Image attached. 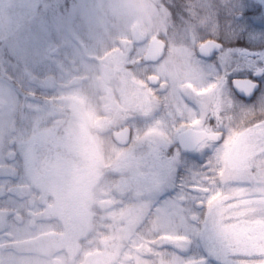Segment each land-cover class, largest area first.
<instances>
[{
  "label": "rangeland",
  "instance_id": "1",
  "mask_svg": "<svg viewBox=\"0 0 264 264\" xmlns=\"http://www.w3.org/2000/svg\"><path fill=\"white\" fill-rule=\"evenodd\" d=\"M171 3L0 0V170L8 164L11 175L20 177L14 171L19 170L17 142L46 132L73 142L87 164L84 171L98 176L91 179L90 197L108 185L99 176L102 167L109 168L111 181L112 173L134 178V202L108 206L97 216L96 225L104 228L99 239L110 252L89 255L83 264H225L207 209L185 191L206 162L211 168L205 179L210 185L215 181L220 193L221 222L241 248L264 247V95L257 91L250 101L231 100L226 84L222 95L212 82L230 52H241L226 44L240 41L264 51V0H184L190 19L202 27L199 32L178 29ZM201 32L222 38L225 50L214 61L196 53ZM153 36L162 37L166 49L158 61L145 64L141 56ZM99 111L102 117L96 118ZM243 114L262 116L250 123L241 120ZM97 122L110 123L111 130L128 125L130 143L121 148L108 136L112 148L95 156L103 146L91 135ZM192 130L221 131L222 140L199 141L191 150L196 160L184 169L178 138ZM3 176L0 171V187L10 181ZM176 180L178 189L167 194ZM5 203L14 215H0V264H77V246L69 255L58 242L48 246L46 235L55 226L36 216L37 206ZM90 212L80 210L77 216L84 213L90 221ZM162 219L173 236H187L189 242L162 247L167 236L160 230ZM236 259L264 264L260 257Z\"/></svg>",
  "mask_w": 264,
  "mask_h": 264
},
{
  "label": "trees",
  "instance_id": "2",
  "mask_svg": "<svg viewBox=\"0 0 264 264\" xmlns=\"http://www.w3.org/2000/svg\"><path fill=\"white\" fill-rule=\"evenodd\" d=\"M186 5L184 0H172L171 4H167L171 20L174 24H177L176 26L180 30L186 31L191 28L193 31L199 32L202 30V27L197 23H193L194 21L190 19ZM207 38L222 40L220 36L213 35L211 32H201L198 35V42L200 43ZM226 46L236 50L241 47L252 48V46H248L240 41H236L230 45L226 44ZM225 47L222 48V51L225 50ZM234 52V50L231 52V57H236L238 60L228 61V64L232 66L231 71L246 72L249 77H252L253 70L246 68L242 63L244 59L240 57L238 52ZM261 116L262 114H243L241 120L244 122L246 119L251 123L258 120V118L260 119ZM95 117H102L100 111ZM98 123L91 127V135L99 138L103 146H100V150L97 148L93 151L95 156L104 155L106 148H112L110 137H108L112 131L110 123L100 125ZM49 134L46 132L45 134H36L26 143L24 141L17 142V145L20 146L17 156V163L19 164L17 169L19 170L14 171L22 178L23 181L21 183H16L20 177L18 175L15 177L11 175L8 164L0 170L4 172L2 179L10 180L9 182L6 181L4 187H0V215H7L8 217L14 215L12 211L10 212L12 205L5 203L8 199L14 200L17 203L24 200L25 206L29 208L37 206L39 212L36 216L46 219L47 222L55 226L54 232L46 235V243L49 244L47 245L54 248V244L58 242V245H60L59 250L66 255H69L77 246L78 251L75 253V257H77L79 264H83L87 261L89 255L97 256L99 255L97 253L102 251L106 254L110 252V247L106 241L103 243L99 239L104 228L101 225H96L97 216L102 215V210L108 206L109 209L121 208L126 200L134 202V178L118 179L116 178L118 177L117 174L112 173L111 177L116 181H111L108 177L109 168L102 167L100 168L99 176L107 180L108 185L102 187L103 191L101 194L97 191L93 194V197H90L89 188L93 183L91 179H95L98 176H92L87 172V169L84 171V166L87 164L83 162L84 158L82 156L75 153V144L73 142H69L67 139H56ZM193 152L184 151L179 148L180 155L185 157L184 160L186 161L184 169L192 161L196 160ZM79 162L80 165H78ZM80 170L83 172L80 173ZM86 173H88V178H84L81 181V175L83 177V174ZM177 181L174 188H171L167 194L172 195V192L178 189L177 186L179 184L177 185ZM27 190L28 193L25 192ZM141 191L142 194L146 195V192L142 189ZM46 207H49V209L43 212ZM87 208H90L92 212H90L92 214V217L90 214L91 223L84 213L81 216H77L80 210H86ZM149 214L151 215V212ZM149 220L150 217L144 221ZM78 221L80 224H78ZM94 263L96 264V262ZM100 263L103 264L104 261ZM86 264L90 263L87 262Z\"/></svg>",
  "mask_w": 264,
  "mask_h": 264
},
{
  "label": "snow or ice",
  "instance_id": "3",
  "mask_svg": "<svg viewBox=\"0 0 264 264\" xmlns=\"http://www.w3.org/2000/svg\"><path fill=\"white\" fill-rule=\"evenodd\" d=\"M219 51H222V48L215 49V46H212L206 52L202 51L201 55L203 58H207L208 53L211 52L214 56ZM231 67L230 64L225 62L218 66L216 74L212 77V82L222 95L225 94V84L227 85V96L231 100L238 95L250 97L253 91H259L264 95V79L258 84L246 72H233L231 71ZM260 75H264V66L258 67L252 72V76ZM208 119H211V117ZM195 135L199 138L200 133L196 131ZM212 143L215 144L216 141L213 140ZM209 168H211V165L206 162L205 165L200 167L199 171L194 172L185 187V191L189 196H198L199 198L196 199L197 205L207 209L208 222H210L212 234L215 240L218 241L219 248L226 258L225 264H238L236 257H260L264 259V247L245 245L241 248V242L236 238L235 233L221 222L218 200L220 193L216 190L215 181L210 185L208 180L205 179L208 175L207 169ZM201 173L204 175L202 176ZM161 223L160 230L167 233L161 245L162 247L165 245L182 246L189 242L187 236L180 234L172 235V232L169 230L170 224L168 220L162 219Z\"/></svg>",
  "mask_w": 264,
  "mask_h": 264
},
{
  "label": "water",
  "instance_id": "4",
  "mask_svg": "<svg viewBox=\"0 0 264 264\" xmlns=\"http://www.w3.org/2000/svg\"><path fill=\"white\" fill-rule=\"evenodd\" d=\"M215 46V49L221 48V42L215 39H207L205 40L197 49V52L199 55H201L202 51L206 52L210 47ZM165 51V42L158 38V37H152L148 40L147 46L145 49V52L142 54V60L145 63L149 62H156L158 59H160ZM243 53L248 55H253L254 53L251 51H248L246 49L242 50ZM212 53H208L207 57L211 56ZM202 56V55H201ZM258 83V82H257ZM259 84V83H258ZM256 91H253L252 95L250 97L248 96H239L241 98L250 99L254 96ZM199 132L200 136L199 138L195 135V132ZM112 141L117 146H126L129 144L131 139V128L127 125L123 126L122 128L118 130H113L110 134ZM215 140L216 143L220 142L222 140V132H210V131H203V130H192L189 133L185 135H181L178 138V145L182 150L190 151L192 150L196 144L203 140Z\"/></svg>",
  "mask_w": 264,
  "mask_h": 264
},
{
  "label": "flooded vegetation",
  "instance_id": "5",
  "mask_svg": "<svg viewBox=\"0 0 264 264\" xmlns=\"http://www.w3.org/2000/svg\"><path fill=\"white\" fill-rule=\"evenodd\" d=\"M162 38V37H161ZM201 43H202V41L198 44V46H197V48H196V53H197V55L200 57V58H202V59H206V60H210V61H214L215 60V58H216V56L218 55V54H220L221 52H223V51H219V52H217V54L216 55H211V56H209V57H207V58H203L201 55H199L198 54V52H197V49H198V47L201 45ZM165 44H166V42H165ZM222 48V47H221ZM220 48V49H221ZM251 48V47H250ZM250 48H245V47H243V48H241V52H239L238 54H240V56L246 61V68H248V69H251V70H256L258 67H261V66H264V51H262L261 52V49L260 50H258V49H254V50H252V48L250 49ZM255 48V47H254ZM264 48V47H263ZM242 49H246V50H248V51H251V52H253L254 54L253 55H248V54H245V53H243L242 52ZM233 51V50H232ZM226 54V53H225ZM224 54V55H225ZM232 56V54H231V52H230V56H229V58H226L227 59V61H230V60H235V61H237L238 59L236 58V57H231ZM240 60H241V58H239ZM242 63H243V60H242ZM223 64H224V61H223ZM242 67V66H241ZM260 76H252V79H255L258 83L261 81V79L259 78ZM243 100V99H242Z\"/></svg>",
  "mask_w": 264,
  "mask_h": 264
}]
</instances>
